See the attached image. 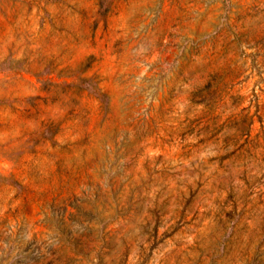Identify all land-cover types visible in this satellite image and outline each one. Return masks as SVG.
<instances>
[{"label": "rangeland", "instance_id": "374dc122", "mask_svg": "<svg viewBox=\"0 0 264 264\" xmlns=\"http://www.w3.org/2000/svg\"><path fill=\"white\" fill-rule=\"evenodd\" d=\"M0 264H264V0H0Z\"/></svg>", "mask_w": 264, "mask_h": 264}]
</instances>
